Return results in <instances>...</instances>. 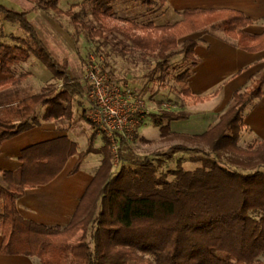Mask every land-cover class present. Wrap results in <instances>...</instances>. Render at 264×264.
<instances>
[{
	"label": "trees",
	"instance_id": "obj_1",
	"mask_svg": "<svg viewBox=\"0 0 264 264\" xmlns=\"http://www.w3.org/2000/svg\"><path fill=\"white\" fill-rule=\"evenodd\" d=\"M36 8L62 14L61 0H33ZM100 23L116 13L117 0H88ZM151 9L156 0H140ZM155 12L163 13L167 0H160ZM5 19L19 23L26 37L18 44L0 42V67L12 75L0 82V156L3 144L44 123L58 125L75 119L76 104L89 124L85 104L88 86L73 78L67 64L60 62L30 19V11H18L0 4ZM70 14H73L72 12ZM183 20L157 26L153 21L135 29L164 32L161 38L134 34V46L153 48L157 62L153 71L167 77L172 63L182 94L195 102L209 95L195 96L190 86L194 69L202 62L196 48L205 43L193 34L207 32L248 52L264 51V32L244 29L254 20L233 9H186ZM77 22V16L73 14ZM82 57V52L78 51ZM35 55L53 73L57 85L40 93L19 94L29 73H14L16 64ZM83 58V57H82ZM86 61L83 59V64ZM88 64V63H87ZM264 97V68L243 88L234 92L229 111L205 133L185 137L200 146H170L157 158L146 157L115 172L110 141L99 150L94 130L87 150L69 136L40 142L25 148L16 171L0 168V253L37 257L40 264H263L264 254V138L242 146L250 131L246 114ZM188 111H166L157 119L164 136H173L171 123L188 120ZM95 126V125H94ZM102 154L101 166L80 200L69 224L44 225L25 219L18 201L27 189L55 180L72 156L78 160L71 172L80 171L88 155ZM189 161L193 168L185 166Z\"/></svg>",
	"mask_w": 264,
	"mask_h": 264
},
{
	"label": "rangeland",
	"instance_id": "obj_2",
	"mask_svg": "<svg viewBox=\"0 0 264 264\" xmlns=\"http://www.w3.org/2000/svg\"><path fill=\"white\" fill-rule=\"evenodd\" d=\"M7 1L0 0V3L8 7L6 5ZM11 1V5L20 8L14 3L15 0ZM24 1L28 5L31 2L36 6L33 0ZM156 1H158V5L149 9L140 0H117L115 15L107 18L103 23L95 19L92 14L91 4L88 0H61L59 6L64 11L62 14H56L40 8L36 9L37 14L46 11L48 15L45 20V23L49 25L45 29L47 33L44 35L41 27H39V30L41 31V36L50 48H52L56 57L57 51L53 48L52 43L62 41L63 43L69 44L72 48L74 59H78L82 64L83 59L86 61L83 64L84 68H86L87 63H90L94 59L114 80L134 88L157 110L145 119L139 132L130 141L126 150L123 151V158L120 163H115V172L124 163H126L125 165H132L136 161H143L146 157L156 159L159 153L165 152L172 145L185 144L191 148L200 146L193 141L186 140L185 137L205 133L209 128V124L211 122L215 123L212 121L215 115L211 111L217 102L221 100L220 97L211 95V93L208 98L197 105V109L203 110L201 114L191 115L188 120L172 122L171 128L176 131H173V136L171 135L168 138V136L162 134L161 127L156 122L158 116L166 111L178 112L194 109V104L197 102L185 97L177 82L179 69L175 65L180 62L181 57L172 63L167 77L162 79L161 70L153 71L157 62L158 51H154L151 47L142 49L134 46L130 39L134 34L143 36L151 35L158 39L163 36L164 32L154 29H135L130 23L122 20L124 18H130L138 26L145 25L149 21H158V16H161L162 13L159 11L155 12V9L158 8L161 2L160 0ZM27 10H30V8H22V11ZM71 12L77 16V22L74 20L73 14H70ZM30 18L40 26L33 15ZM26 36L25 29L19 23L7 20L0 14V42L14 45L18 44L15 37ZM79 49L82 52L83 58L78 54ZM14 70L15 72L18 70L26 73H29L28 71L30 70L33 72V76L27 79L26 83L21 87V91L24 94L40 93L45 87L51 84L55 83L57 85L54 73L35 55H32V58L27 62L16 64ZM47 76L50 77V81L45 82L42 87L43 80H46ZM256 103L257 101L250 106L249 112ZM232 105L233 102L219 118H222ZM83 108V106L81 107L76 104V122L80 124L86 123V125H75V132L80 140L81 149L83 151L89 148L90 138L95 130L99 136L95 146L101 150L106 143L105 136L100 135L93 124L91 125L83 119ZM83 127H86L87 130ZM184 132L191 134L187 135ZM250 133L248 130L243 133L242 146L247 147L248 144L256 139H261L259 137L253 138L249 136L251 135ZM179 155L186 157V167L193 168L196 166V164L189 161L191 154L180 153ZM101 158H103L102 154L92 153L87 156L86 160L90 165L95 166L96 163L101 161ZM260 260L264 264V254L260 257Z\"/></svg>",
	"mask_w": 264,
	"mask_h": 264
},
{
	"label": "crops",
	"instance_id": "obj_3",
	"mask_svg": "<svg viewBox=\"0 0 264 264\" xmlns=\"http://www.w3.org/2000/svg\"><path fill=\"white\" fill-rule=\"evenodd\" d=\"M11 2V0H8L6 5L16 10L22 11V8H30V10H27L30 11L29 17L33 15L36 18L40 26L30 19L35 24L39 34L41 35L39 27H41L44 35L47 33L45 29L49 25L45 23L48 16L46 11L37 14L36 6L31 2L28 5L24 0L14 1L20 8L11 5ZM186 9L238 10L254 20V23L244 29L246 32L250 34H261L264 32V0H167L165 11L161 16H158V21L153 22L157 26L180 22L183 20L181 12ZM191 37L202 38L209 44L207 46L205 43H201L196 48V52L202 62L194 69V74L190 78V86L195 96H206L212 93L211 95L221 98L211 111L215 115L212 121L216 123L220 119L219 116L230 107L234 92L245 87L253 76L261 73L264 68V51L248 52L207 32L193 34ZM52 46L57 51V59L69 66L71 76L83 79L85 68L81 61L74 59L71 46L62 41H56L52 43ZM48 47L50 48L49 45ZM50 50L52 51V48ZM23 72L21 70L15 72L14 70L16 75ZM28 72L29 76L19 87V94L25 95L21 91V87L26 83L27 79L33 76L31 70ZM11 76L3 73L0 67V82ZM47 81H50L48 76L46 80H43L42 87ZM4 93L7 94L8 91H0V94ZM199 103L194 104V109L187 110L192 116L202 113L203 110L197 109ZM76 117L77 111L75 110V119L72 122H67L63 125H58L55 122L44 123L40 127L31 129L6 141L2 146L0 168L6 171L18 170L22 165L20 161L22 151L40 142L69 136L71 140L80 145V140L75 132V125H86V123H77ZM246 123L251 131L249 136L264 138V97L258 99L253 109L247 112ZM213 124L211 122L208 127ZM84 129L87 130L86 127ZM173 131L176 132L175 130ZM185 134L189 135L191 133ZM77 160V156H72L63 171L49 184L26 190L25 195L18 201L20 214L25 219L44 225L65 226L70 223L81 198L94 179L102 162L101 158L100 162L92 166L85 160L80 171L76 174H71ZM2 241L3 237L0 233V248ZM0 264H40V260L37 257L4 255L0 253Z\"/></svg>",
	"mask_w": 264,
	"mask_h": 264
},
{
	"label": "built area",
	"instance_id": "obj_4",
	"mask_svg": "<svg viewBox=\"0 0 264 264\" xmlns=\"http://www.w3.org/2000/svg\"><path fill=\"white\" fill-rule=\"evenodd\" d=\"M83 81L88 86L87 118L110 141L119 164L145 119L157 110L134 88L114 80L94 59L87 64Z\"/></svg>",
	"mask_w": 264,
	"mask_h": 264
}]
</instances>
